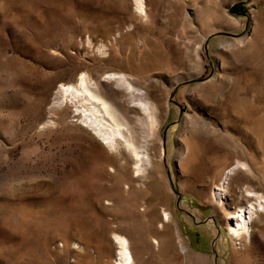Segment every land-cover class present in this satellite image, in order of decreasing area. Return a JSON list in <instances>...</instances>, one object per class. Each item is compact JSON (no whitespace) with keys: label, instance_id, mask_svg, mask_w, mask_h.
Instances as JSON below:
<instances>
[{"label":"rangeland","instance_id":"obj_1","mask_svg":"<svg viewBox=\"0 0 264 264\" xmlns=\"http://www.w3.org/2000/svg\"><path fill=\"white\" fill-rule=\"evenodd\" d=\"M144 2L0 0V264H116L114 233L135 264H264V197L250 238L227 235L228 211L264 196V0ZM81 73L130 124L143 172L53 104ZM237 161L250 172L218 204Z\"/></svg>","mask_w":264,"mask_h":264},{"label":"bare ground","instance_id":"obj_2","mask_svg":"<svg viewBox=\"0 0 264 264\" xmlns=\"http://www.w3.org/2000/svg\"><path fill=\"white\" fill-rule=\"evenodd\" d=\"M132 2L138 14L141 16L145 14V16H147L144 0H132ZM244 42V38L238 40L239 44H243ZM115 85L125 93L131 88L130 83L124 78L116 81ZM131 97L130 95V98H128L129 102H133ZM137 102L140 106L141 113L143 112L142 119L146 122L149 135H152L154 126L158 121L156 116L157 113L155 114L153 111H150L147 101L137 99ZM65 103L72 104L74 112L78 115L76 121L83 127L91 130L93 135L99 139L107 149L116 151L119 147H123L128 153V156L132 159L135 173L143 172L145 165L142 155L144 153V147L134 140L130 124L118 107L98 89L95 82H93L86 73H81L72 84H63L59 86L53 104L61 106ZM234 165L235 166L226 173L222 186L215 193L218 204L221 203L224 192L229 190V184H226L225 181L232 172H235V168L239 165L244 166L248 168V172H250V167L247 163L237 161ZM245 191L249 193L253 190L246 188ZM253 197V202L248 200L249 202H247L245 206L238 205L235 209L228 211L227 219L229 224L227 225V235L234 244H238L241 238L245 240L250 238V223L254 215L260 211L264 196L255 194ZM169 217V213L163 210L159 228L164 227ZM233 219L235 224L231 223ZM177 235L180 239L179 231H177ZM114 239L117 246L116 264H135L128 238L122 234L114 233ZM155 245H159V241L156 240ZM180 245L181 249L186 251L184 244L181 243Z\"/></svg>","mask_w":264,"mask_h":264},{"label":"water","instance_id":"obj_3","mask_svg":"<svg viewBox=\"0 0 264 264\" xmlns=\"http://www.w3.org/2000/svg\"><path fill=\"white\" fill-rule=\"evenodd\" d=\"M89 131L93 134V132L91 130H89Z\"/></svg>","mask_w":264,"mask_h":264}]
</instances>
